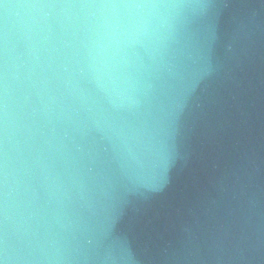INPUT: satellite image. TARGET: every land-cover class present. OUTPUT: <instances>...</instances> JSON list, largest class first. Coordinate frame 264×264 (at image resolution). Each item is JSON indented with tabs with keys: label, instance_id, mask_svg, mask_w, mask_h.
I'll list each match as a JSON object with an SVG mask.
<instances>
[{
	"label": "water",
	"instance_id": "1",
	"mask_svg": "<svg viewBox=\"0 0 264 264\" xmlns=\"http://www.w3.org/2000/svg\"><path fill=\"white\" fill-rule=\"evenodd\" d=\"M0 264H264V0H0Z\"/></svg>",
	"mask_w": 264,
	"mask_h": 264
}]
</instances>
